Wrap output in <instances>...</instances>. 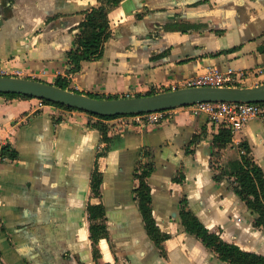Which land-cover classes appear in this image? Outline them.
<instances>
[{
	"label": "crops",
	"instance_id": "crops-1",
	"mask_svg": "<svg viewBox=\"0 0 264 264\" xmlns=\"http://www.w3.org/2000/svg\"><path fill=\"white\" fill-rule=\"evenodd\" d=\"M97 0H0V65L53 83L70 80L79 93L136 97L207 72L244 73L264 83V0H124L109 14L111 37L101 58L71 73L84 12ZM203 25L188 32L173 24ZM80 111L38 99L0 95V152L10 144L15 160H0V264H98L89 206L102 204L108 235L98 243L99 264H227L186 231L182 212L209 232L245 251L264 255L257 214L236 194L232 172L246 142L264 169V118L253 119L228 148L213 147L219 126L204 114L175 111L157 125L106 121L110 148ZM151 165L153 216L165 256L150 237L136 189V171ZM101 195L92 191L95 171ZM141 172V169L139 170Z\"/></svg>",
	"mask_w": 264,
	"mask_h": 264
},
{
	"label": "trees",
	"instance_id": "trees-1",
	"mask_svg": "<svg viewBox=\"0 0 264 264\" xmlns=\"http://www.w3.org/2000/svg\"><path fill=\"white\" fill-rule=\"evenodd\" d=\"M100 5L91 10L84 12V20L80 23V32L76 36L75 47L68 53L69 61L73 68L71 73L80 70L82 63L85 61L97 60L102 57L104 45L111 37V27L109 14L118 7L124 0H97ZM203 25L196 24H173L167 26V30L188 32L190 30H200ZM41 80V79H37ZM42 81V80H41ZM53 84V83H52ZM54 84L63 89L73 90L70 80L65 77H57ZM74 91V90H73ZM150 92L147 95L156 94ZM8 98H25L35 99L31 96L18 94H0ZM95 98H120L119 96H95ZM40 100V99H38ZM46 105H53L65 110L80 111L70 108L62 104L42 100ZM96 120H90L89 124L99 130L101 134V142L104 150L99 156L107 154L111 138L109 136L110 126L106 121L124 117V116H97L88 112H84ZM234 141L231 130L225 125H220L218 133L214 136L212 147L219 152L228 148ZM240 153V161L233 163V171L221 172L220 176L228 175L229 178L234 177L233 187L236 194L246 204L247 208L257 214V218L253 225L256 229L264 232V169L260 167L251 157V148L246 142H240L238 145ZM18 158V152L10 144L1 148L0 160H15ZM141 169V172L139 170ZM136 171V178L139 181V187L136 189V197L139 203L140 211L144 218L146 228L150 237L155 241L161 249L162 255H166L164 251V242L169 235L161 233L153 216L151 188L148 184V177L152 171L151 165H146ZM103 175L99 169L95 171L92 178V191L95 196L100 197ZM89 219L91 239L93 243L94 258L99 264L100 252L98 243L101 238L108 235L105 224V209L102 204L89 206ZM183 224L186 231L191 235L199 238L204 245L212 250L219 259L227 264H264V255L255 252L244 251L239 246L226 242L216 233L209 230L200 223V221L188 211L182 212Z\"/></svg>",
	"mask_w": 264,
	"mask_h": 264
},
{
	"label": "water",
	"instance_id": "water-1",
	"mask_svg": "<svg viewBox=\"0 0 264 264\" xmlns=\"http://www.w3.org/2000/svg\"><path fill=\"white\" fill-rule=\"evenodd\" d=\"M0 94L31 96L97 116H128L198 103H264V83L255 87H193L152 95L102 99L37 79L0 76Z\"/></svg>",
	"mask_w": 264,
	"mask_h": 264
},
{
	"label": "built area",
	"instance_id": "built-area-1",
	"mask_svg": "<svg viewBox=\"0 0 264 264\" xmlns=\"http://www.w3.org/2000/svg\"><path fill=\"white\" fill-rule=\"evenodd\" d=\"M258 74L260 77L264 76V68H262ZM0 76L31 79L38 78L35 73H28L22 69L10 70L1 65ZM244 83H246V76L242 72H238L234 69H228L227 71L209 69L203 74L169 85L168 87L163 88L162 92L193 87H232ZM38 104L41 107L45 105L42 100H38ZM178 110L187 111L192 114L206 115L211 123L218 126L225 125L228 127L231 130L234 139L247 127L251 120L264 118V103L210 102L183 106L166 111L124 116L126 119L125 124L157 125L170 118L171 115Z\"/></svg>",
	"mask_w": 264,
	"mask_h": 264
},
{
	"label": "flooded vegetation",
	"instance_id": "flooded-vegetation-1",
	"mask_svg": "<svg viewBox=\"0 0 264 264\" xmlns=\"http://www.w3.org/2000/svg\"><path fill=\"white\" fill-rule=\"evenodd\" d=\"M236 245V244H235ZM238 246V245H237ZM240 247V246H239ZM241 248V247H240ZM242 249V248H241ZM243 250V249H242ZM245 251V250H244Z\"/></svg>",
	"mask_w": 264,
	"mask_h": 264
}]
</instances>
